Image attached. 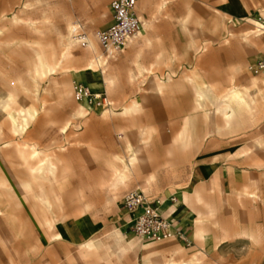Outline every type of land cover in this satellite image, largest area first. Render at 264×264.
<instances>
[{
    "label": "rangeland",
    "instance_id": "obj_1",
    "mask_svg": "<svg viewBox=\"0 0 264 264\" xmlns=\"http://www.w3.org/2000/svg\"><path fill=\"white\" fill-rule=\"evenodd\" d=\"M110 1L0 0V98L13 89L26 96L21 83L31 85L37 42L52 43L57 51L72 46L79 59L65 63L68 70L61 68L54 78L41 81L37 97L27 94L39 116L25 134H15L7 112L0 110V174L9 179L12 190L0 186V212L13 207L14 220L38 224V208L21 185L31 179L29 165H37L41 158L30 157L33 150L26 144L34 143L61 163L58 182H45L53 208L44 213L53 217L57 228L58 222L67 223L85 210L99 223L94 239L104 246L110 262L142 263L138 245H128L134 235L129 224L122 228L127 223L122 203L128 190L139 188L152 199H162L203 186L204 201H194L185 217L199 221L206 236L193 238L197 225L191 223L183 237L152 242L163 247L156 260L163 264H182L190 258L193 264H264V201L250 193L255 186L241 193L244 184L259 178L264 198V97H255L254 90L247 92L250 110L242 120L230 127L222 125L208 140L177 139L186 115L195 111L194 88L187 75L198 85H210L219 96L233 85L244 88L251 81L264 90V71L256 74L248 69L264 58V29L260 32L247 21L253 17L264 22V0H139L143 34L125 53L100 67L101 93H107L114 104L104 107L97 102L99 106L88 116L80 117L75 113L79 102L73 80L86 84L92 74L83 69L103 53L94 33L108 25ZM78 21L85 23L95 51L73 41L75 31L70 28ZM160 52L164 53L158 61ZM158 78L169 81L161 92L154 85ZM67 80L70 93L64 86ZM136 99L142 109L122 113L124 105ZM150 119L155 130L147 144L139 137L145 136L140 129L148 128ZM195 130L202 134L201 119ZM137 145H149L143 153L148 157L146 164L137 175L118 184L124 165L119 156L128 159ZM110 165L119 171L112 173ZM218 176L219 187L214 188ZM191 178L190 185L180 190ZM7 197L21 200L24 205L18 207L27 211L7 206Z\"/></svg>",
    "mask_w": 264,
    "mask_h": 264
},
{
    "label": "bare ground",
    "instance_id": "obj_2",
    "mask_svg": "<svg viewBox=\"0 0 264 264\" xmlns=\"http://www.w3.org/2000/svg\"><path fill=\"white\" fill-rule=\"evenodd\" d=\"M188 17L184 18V22L187 21ZM14 18L16 19V17H14ZM247 21L254 24L255 27L257 28V30L260 32L264 29V22L260 19H255V18L251 17V18H249V20L247 19ZM70 29L72 31L73 25L71 26ZM73 31H74V29H73ZM259 35H261V34H257L256 36H259ZM73 41L77 42L76 36H73ZM37 45H38V48L36 49L35 63L33 62L34 65L31 68L30 73H29L31 85L21 83L23 92L25 93L26 96H22L16 89H13L12 91H10L8 93L6 98H0V110L3 109L7 112V119L11 123V130L15 134H18V135L25 134L27 132V130L29 129V127L32 125V123L37 119V117L39 115V109H37V107L34 105V103L29 102L27 100V94L32 93L34 97H37L38 93H39V86H40L41 81H43L47 78H51V79L54 78L55 77L54 75H56L58 73V71H60L61 68H65L64 67L65 63H68L70 61H78L79 60L78 57H74L75 55L71 51L72 46H66L61 51H57V49L54 47V45L52 43H43L40 41V42H37ZM89 48H91L93 51L96 50L95 46L92 45L91 39H90ZM163 53L162 52L158 53V55H157L158 61H160L162 59ZM101 57H102V55L98 54L96 56V59L89 62L83 70H85L87 68H90L89 70H91V68L96 69L97 67L100 68L101 66H103V60ZM65 69H67V68H65ZM75 74H76V72H75ZM82 79H83V77H82ZM187 80L193 85V88H194V99H195L194 109H195V111L186 115V117L184 119V126L177 134V139L183 138L184 140H186V142L193 140L194 137L206 139L208 136H212L213 134H215L221 128L222 125L224 127H230L232 123H235V122L238 123L239 121H241L243 113L245 111L250 110V103H249V100L247 98V92H251L252 90H254L255 95H256L255 97H258V96L264 97V90L258 89V84L255 81H251L248 84L244 85V88H240L237 85H233L226 93L219 96L218 94L215 93L214 89L210 85H208V84H205L203 86L198 85L194 81V79L189 75H187ZM52 81H55V80H52ZM85 81H86V84H85V82H82V81L75 82L74 88L78 84L83 83L84 85L88 86L89 88L90 87L92 88V90H91V88H90V90L93 91L92 92L93 94H95L97 96L102 94L101 93L102 90L100 89L104 85V80H103L102 76H96V75L89 76L88 75V77H86ZM57 83H59V81ZM166 83H168V82L158 78L156 84H154L155 89L158 92L163 91L164 88L166 87ZM263 83H264V79H263ZM64 86L66 87L67 92L70 93L71 92V84L68 80L64 83ZM78 102L79 103L77 105V113L83 117H86V115L91 113L95 109V107L98 105L97 99L92 100L91 97L87 96V95H85L81 100H78ZM141 109H142V102L140 100L136 99L132 102V104L130 106H125L123 108L122 113L129 114L133 111L138 112ZM108 112H110V111H108ZM198 119L202 120L203 126H205V127L207 126L206 133H204L202 135H199L198 132L195 130V124H196V122H198ZM69 126H70L69 122L66 123L62 127V131L63 132L67 131ZM154 130L155 129L153 128V132H154ZM142 134L147 136V139L150 137V131L149 130H142ZM150 142H151V140H147V144H150ZM186 144H188V143H186ZM26 145L32 147L33 151H32V155L30 154L31 155L30 157L33 160L35 158H40L42 156V152L39 151L35 146L29 145V144H26ZM147 146H149V145H146L145 147L143 145H137L134 149V152L132 153L131 156L128 157V159H123L122 157L119 156L120 160L123 161L124 165H123V171H120L118 179H117L118 184L124 183L132 175H137V173L140 171L141 166L146 164V158L147 157L144 156L143 153L146 150ZM253 146H255V145H253ZM130 147L132 150L133 147L131 144H130ZM250 149H251V147L247 148L246 151L248 153H250V151H249ZM255 150H257V149H255ZM24 158L26 159V161L28 160V157L24 156ZM113 169L115 171L114 173L119 171L118 167L113 166ZM57 172H58V162L55 160L54 157H52L49 154H45V156L41 157L36 166L33 165L32 167H30V174H31L33 180L35 182L40 181V183L43 182L42 180H44V181L49 180V178L56 180L57 176H58ZM6 181H7L6 178H0L1 184L5 185ZM53 182H55V181H53ZM25 185L27 187V189L25 188V190H29V191L32 190L33 184L31 185L30 181H26ZM25 185H22V186H25ZM26 192H28V191H26ZM196 195L197 196H196L195 201L201 202L202 196H201L199 189L196 190ZM29 196H31V195H29ZM42 196L45 199L46 206H47L48 210H51L53 208V205L49 199L48 192L46 190L43 191V189H42ZM33 198L34 197H32V199ZM156 199L159 201L158 210H159V212H161L164 215V211L162 208L165 204V200L160 199V198H156ZM189 200H192L191 195L186 191L183 200H176L175 201V204L177 206V211L184 210L186 208V205H187L186 203ZM40 201H41V199H40ZM180 213H182V212H180ZM41 214L43 215V213H41ZM42 217L43 216H41V219H42ZM167 219H169V218H167ZM44 221H45L46 227L49 230H52L55 228V222L50 216L46 217ZM198 223H199V221L195 220V225H197L196 226L197 236L199 239H201V238H204L206 236V234H205V231L203 230V228ZM127 224L128 223L124 224V228L126 227ZM134 236H136L140 240L129 238V240H127L128 245L133 246L135 243L138 245V248L140 250L141 257H142V263L141 264H153V256L156 255L157 252L153 248L154 245H153L152 241L143 240L137 234H134ZM52 238L53 239L60 238V233H54L52 235ZM84 247L95 252V250L97 249V244L95 243V241L93 239H91V240L84 242ZM183 264H193V259L190 258L188 260H185V263H183Z\"/></svg>",
    "mask_w": 264,
    "mask_h": 264
},
{
    "label": "crops",
    "instance_id": "obj_3",
    "mask_svg": "<svg viewBox=\"0 0 264 264\" xmlns=\"http://www.w3.org/2000/svg\"><path fill=\"white\" fill-rule=\"evenodd\" d=\"M108 7L110 9V2H109ZM246 8H247V12H248V5H246ZM74 27H75V25H73V29H74ZM143 31H144V29L142 30V34H143ZM91 41L93 42L92 39H91ZM134 41H132L129 44V46L125 49V51H123L121 53H125ZM121 53H119V54H121ZM89 69L90 68L85 69V73H86V71H89V73H91L92 75L102 76L99 67H97L96 69H94V68L93 69L91 68V70H89ZM80 75H82V74H80ZM77 81H81V80H73V87H74V83ZM167 82H169V81H167ZM131 104L124 105V107L130 106ZM76 110H77V107H76ZM76 110H75L76 115L83 117V116L79 115ZM135 112H137V111H135ZM135 112L133 111L131 113H135ZM89 114H87L86 116H88ZM147 126H148V128H143L140 130L141 131L142 130H149L150 131V137L147 139L146 136H141V137H139V140H151L152 139V137H153V121L151 119L147 123ZM30 127H29V129H30ZM64 132H67V131H64ZM204 133H206L205 126H204V130H203L202 134H204ZM198 134L202 135L200 133H198ZM215 134H213V135H215ZM122 137H123V134H121V138ZM208 137H210V136H208ZM208 137L205 140H208ZM126 141H128V140H126ZM27 144L33 145L36 147V145L34 143H27ZM36 148L42 152L41 157L45 156V154H49L53 157V154L48 153V151H43V150L39 149L38 147H36ZM246 154H248L247 151H246ZM57 162H58L57 179L53 180L52 178H49V180H46V181H49V182L51 181L52 183L58 182L59 175H60L59 174L60 173V167L59 166L61 165V163H60V161H57ZM32 166L33 165L29 166V171H30V167H32ZM34 166H36V165H34ZM141 168H143V167L141 166ZM110 169H111L112 173L115 172L112 165H110ZM65 171L66 170H63L62 174H64ZM0 178H6L7 179L6 184L3 185L0 183V186L5 187V189L7 191L11 192L12 190L8 184L9 179L3 174H0ZM219 179H220V177L218 176L216 179V185L214 186V188L219 187ZM191 180H192V178L190 179V181L185 186L180 187V190L185 189V187H188L191 183ZM26 181H30L31 185L33 184L32 190L31 191L26 190V191H28L27 192L28 195H31L30 196L31 198L34 197L31 200L33 201L32 203L35 205V207L37 206V208H38L37 209V223L38 224H37V226H34L35 222H32V220H30V219H29V222H26V223L18 222L17 220H14L13 219L14 214H12L13 209H14L13 207L7 208L5 213L0 212V264H120V262H118V261L117 262H114V261L110 262L109 261L108 256H107V251L105 250L103 245L98 244L95 252L84 247V242H86L88 240L93 239L95 241V243L96 242L98 243V241H99V239H94V236L99 232L97 230V226L99 225V223L90 215H88V214L86 215L85 210H82L81 213L78 214V216L68 220L67 223L61 224V222H58L57 228L49 230L46 227L45 221H44L45 218L48 217L44 213V210L48 209V208L46 206L45 199L42 196V189H43V191L44 190L47 191L46 183H45L46 181L42 180L43 181L42 183H40V181L35 182L33 180L32 176H31V179L26 180ZM53 181H55V182H53ZM260 181H262V179H259V178L251 179L250 184H244L241 193L246 194L249 191L251 185L255 186V190L251 191L250 193H252V196L254 197L255 200L264 201V198L260 193V187H259ZM25 182L21 185H25ZM36 183H38V191H35V184ZM22 187L27 189L26 185L22 186ZM197 189H199V191L201 193V196H202L201 202H203L204 196H205V194H204L205 188L203 186H201L199 188H195V189H193V191L182 190L181 191L182 195L180 196V198L179 197L162 198L163 200H165V204L162 208L164 211V215L167 218L174 219L175 222H178L180 228H182L183 231H185L187 229V227H188L187 225H189L191 223H195V220H193L191 218H187L185 216L189 213L188 212L189 207L196 200V196H197L196 190ZM186 191L191 195L192 200H189L186 203L187 205H186V208L184 210L177 211V206L175 204V201L176 200H183ZM48 196H49V199L52 203V199H51L49 193H48ZM40 199H41V201H40ZM4 203L7 206L15 205L16 208H18L22 212L25 210L27 211V209H25L23 207H18L19 205L20 206L24 205V203L21 200L18 201L14 197L5 198ZM207 204L209 205L211 203L208 202ZM52 205H53V203H52ZM40 212L43 213V215ZM180 212H182V213H180ZM41 216H43L42 219H41ZM51 218L53 219V217H51ZM31 222H32V224H31ZM54 222H55V220H54ZM183 225L185 226L184 228H183ZM55 227H56V222H55ZM122 228H123V230L125 229L124 226ZM54 233H60V238L53 239L52 235ZM242 233L244 235H247V236L248 235L253 236V238H254V235L248 231H244ZM132 237L134 239H138L134 235ZM192 237L198 238L197 231H195V233L192 234ZM189 240H191V237L189 238ZM77 247H78V249H77ZM153 248L157 252L156 255L153 256V263L155 261V262H157V264H163L162 261L156 260L157 257L160 255L163 247H157L154 245ZM185 260H188V259H185ZM185 260L182 262V264L185 263ZM121 264H124V262H121Z\"/></svg>",
    "mask_w": 264,
    "mask_h": 264
},
{
    "label": "built area",
    "instance_id": "obj_4",
    "mask_svg": "<svg viewBox=\"0 0 264 264\" xmlns=\"http://www.w3.org/2000/svg\"><path fill=\"white\" fill-rule=\"evenodd\" d=\"M138 1H110V22L106 27L98 28L94 33L103 49L101 54L103 66L111 58H115L119 53L125 51L132 41L141 36L143 23L137 9ZM74 31L77 42L81 46L89 47L90 35L85 23L78 21ZM248 69L256 74L264 71V58L250 64ZM85 95L90 96L92 100L97 99V102L104 107L113 105V101L107 93L97 96L92 93L88 86L83 83L78 84L74 88L75 99L81 100ZM158 204L159 201L156 198H150L145 191L139 188L130 189L125 193L122 207L132 232L139 235L143 240L152 242L183 237L184 231L178 222H175L174 219H167L159 212Z\"/></svg>",
    "mask_w": 264,
    "mask_h": 264
}]
</instances>
